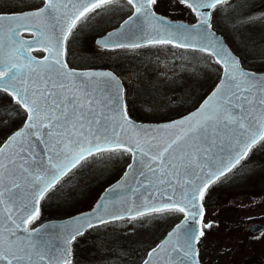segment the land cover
<instances>
[{
    "label": "snow or ice",
    "instance_id": "6c2138e0",
    "mask_svg": "<svg viewBox=\"0 0 264 264\" xmlns=\"http://www.w3.org/2000/svg\"><path fill=\"white\" fill-rule=\"evenodd\" d=\"M12 2L16 7L5 9L0 0V95L16 108H0V116L23 114L24 120L0 142V264H72L69 245L93 220L107 222L101 215L105 204L78 217L75 228L51 223L41 235L27 225L39 219L46 194L82 162L120 153L131 155L121 179L131 177L136 186L118 184L139 193L124 210L128 217L183 214L143 264H201L199 245L213 227L204 222L205 196L222 177L239 172L264 142V75L242 68L211 31L209 10L227 0H124L132 9L125 31L96 41L104 48L170 44L215 57L219 83L194 111L157 128L129 118L111 72L78 73L63 58L77 25L119 0H41L42 6L31 9ZM162 4L184 7L197 23L169 22L155 10ZM133 35L143 43L120 42ZM33 47L47 55L37 59L30 54Z\"/></svg>",
    "mask_w": 264,
    "mask_h": 264
},
{
    "label": "rangeland",
    "instance_id": "374dc122",
    "mask_svg": "<svg viewBox=\"0 0 264 264\" xmlns=\"http://www.w3.org/2000/svg\"><path fill=\"white\" fill-rule=\"evenodd\" d=\"M2 2L5 9L16 7L12 0ZM18 2L20 8L32 5L27 0ZM156 11L172 19L195 21L182 6L162 4ZM97 12L78 24L67 44V58L75 68L118 64L127 88V104L136 119L159 122L192 111L218 82L221 67L202 52L169 45L112 52L97 49L95 38L117 26L131 8L119 0ZM212 22L246 68L264 71V0H229L214 10ZM20 121L18 116H0V137L19 128ZM129 158L128 153L97 155L61 181L56 189L60 194L57 201L64 206L63 216L89 209L102 190L122 175ZM238 167L239 172L232 171L205 196L204 222H212L213 227L205 230L206 237L199 245L201 264H242L252 253L256 259H264L260 256L264 254V234L251 241L244 233L247 225L264 223V142ZM182 216L167 213L92 228L72 244V264H140ZM136 258L139 262H132Z\"/></svg>",
    "mask_w": 264,
    "mask_h": 264
},
{
    "label": "water",
    "instance_id": "95a60500",
    "mask_svg": "<svg viewBox=\"0 0 264 264\" xmlns=\"http://www.w3.org/2000/svg\"><path fill=\"white\" fill-rule=\"evenodd\" d=\"M209 11H211L212 12V10H209ZM162 15V14H161ZM127 19V18H126ZM167 19H168V21L169 22H171V23H175V24H180V23H183V24H185V25H190V24H194V23H197V18H196V21L195 22H193V23H189V22H186V21H182V20H174V19H171V18H169V17H167ZM125 27L126 26H124L123 25V21L120 23V25L118 26V27H116V28H114V29H112V30H110V31H108L106 34H104V35H102V36H100V37H98L97 39H96V41L97 40H101V39H104V38H106L107 37V35L109 34V33H113L114 35L116 34V33H122V32H124L125 31ZM135 31V30H134ZM211 31H213L214 33H215V35L219 38V40L220 41H222L223 42V44L230 50V51H232L233 52V54L239 59V61H240V57L230 48V46L227 44V42H226V39L224 38V36L223 35H221V34H219V33H217L216 32V30L212 27V29H211ZM24 34H31V33H23L22 35H23V38H25V39H28V40H32L34 37L32 36V37H29V38H27V37H25V35ZM120 42H122V43H127V44H131V43H133V42H140V43H143V41L142 40H139L138 39V36H136V35H133V36H131V38H128V39H124L123 41H120ZM97 44V43H96ZM98 46H100V47H102L100 44H97ZM147 44H145V46H146ZM104 48V47H103ZM128 48H130V47H128ZM106 49H113V48H106ZM182 49H189V50H194V49H191V48H182ZM32 50H43V49H41V48H39V47H33L32 48ZM31 50V51H32ZM195 51H198V50H195ZM30 54L32 55V56H34V57H36L35 55H33L31 52H30ZM45 55H47V52H46V54ZM44 55V56H45ZM37 59H40V58H38V57H36ZM42 58V57H41ZM64 58V60H65V56L63 57ZM213 59L215 60V57H213ZM65 62H66V60H65ZM220 66V65H219ZM240 66L242 67V68H244L243 66H242V64H241V61H240ZM70 67V66H69ZM71 68V67H70ZM72 69H74V68H72ZM244 69H246V68H244ZM78 73H83V72H111L115 77H116V79L119 81V83H120V86H121V89H122V95H123V99H124V103H125V105H126V100H125V85H124V82L122 81V79L120 78V76H118L116 73H114L112 70H110V69H75ZM246 70H248V69H246ZM248 71H250V72H254V73H256V74H258V75H264V72H255V71H252V70H248ZM221 75H222V72H221ZM218 83H219V81H218ZM206 98V97H205ZM194 111V110H193ZM188 114V113H187ZM187 114H185V115H183V116H186ZM183 116H180V117H178V118H175V119H172V120H168V121H162V122H140V121H136V120H134V119H132L130 116H129V118L135 123V124H137V125H141V126H144V127H149V128H157V127H160V126H162V125H164V124H167V123H169V122H171V121H174V120H178V119H180L181 117H183ZM123 176V175H122ZM122 176L116 181V182H114L113 184H111L110 186H108L102 193H101V195L99 196V198L96 200V202L94 203V205L92 206V208H90V209H88V210H86V211H83V212H79V213H76V214H74V215H71V216H68V217H65V218H62V219H50V220H47V221H45V222H43L42 224H40L39 226H37L36 228H38V229H41V235H43V233H44V226H46V225H48V224H51V223H55V224H61V225H69V226H72L73 228H75V227H78L79 225H77V224H75L74 223V221L79 217V218H83V216L84 215H86V214H89V213H92L93 212V209L95 208V206H96V204L97 203H102V204H105L106 205V207H107V210L106 211H104V212H102L101 213V215H102V217H103V219L104 220H106L107 222L106 223H108V222H111V221H114V220H119V219H113L112 218V216L114 215V214H119V215H122L123 216V218L122 219H124V218H130V217H128L126 214H125V212H124V210L129 206V204L131 203V202H134V201H136L137 200V196L139 195V193H133V192H130L129 190H128V187L127 186H125V187H120L119 186V184H118V182H120L121 184H125V185H132V186H136L135 185V181L134 180H132V178L131 177H129V179H128V181H122ZM115 186V191H113V187ZM141 192H143V189H141ZM101 197H104V199L103 200H101ZM40 206V205H39ZM204 213H205V208H204ZM102 224H104V223H99L98 221H96V220H93V227H96V226H99V225H102ZM27 227H28V225H27ZM29 228V227H28ZM92 228V227H91ZM263 228H264V226L263 225H261V224H255V225H253L250 229H251V231H253V232H259V231H262L263 230ZM30 229V228H29ZM34 229V228H33ZM90 228H87V227H85L84 229H83V234L87 231V230H89ZM31 230V229H30ZM171 231V230H170ZM34 236L36 235L35 233L33 234ZM166 236H167V234H166ZM166 236L160 241V242H162L165 238H166ZM79 237V236H78ZM56 243H60V241H55ZM74 242V241H73ZM72 242V243H73ZM159 242V243H160ZM71 243V244H72ZM158 243V244H159ZM69 248H70V257H71V245H69ZM148 257H146V259H147ZM145 259V260H146ZM144 262V261H143ZM143 262L141 263V264H143Z\"/></svg>",
    "mask_w": 264,
    "mask_h": 264
},
{
    "label": "trees",
    "instance_id": "16d2710c",
    "mask_svg": "<svg viewBox=\"0 0 264 264\" xmlns=\"http://www.w3.org/2000/svg\"><path fill=\"white\" fill-rule=\"evenodd\" d=\"M207 56H209V55H207ZM104 66L110 67L109 64H108V66H107V64H105ZM116 66H114L115 67L114 68V71L116 73H118V74H121L122 70L121 71L118 70L116 68ZM126 71H127V69H124L123 70V72H126ZM3 107H7V108L14 107V108H16V106L12 104L11 99L9 97H6L4 95H0V108H3ZM130 114H131L132 117H135L134 116L135 113L131 109H130ZM18 118L21 119L20 123H22L23 120H24L23 114L19 115ZM6 137H7V135L4 138L3 137H0V139H1L0 142H2ZM58 198H60V194H59V192H58L57 189L52 190L44 198V200L42 201V204H41V211H40V217H39L40 220H44V219L46 220V219H49V218H62V217H65L66 216V215L63 216L65 214L62 211V209H63L64 206H60L61 204L58 203V201H57ZM55 201H57V202H55ZM205 205H207V203H205ZM132 262L138 263L139 262V259L136 258V259L132 260Z\"/></svg>",
    "mask_w": 264,
    "mask_h": 264
},
{
    "label": "flooded vegetation",
    "instance_id": "af4514ba",
    "mask_svg": "<svg viewBox=\"0 0 264 264\" xmlns=\"http://www.w3.org/2000/svg\"><path fill=\"white\" fill-rule=\"evenodd\" d=\"M27 1L32 2V5H30L29 7H24L22 9H31L33 7L42 6L41 5V0H27ZM122 1H124V0H122ZM130 8H131V6H130ZM131 12H132V9H131ZM25 36L26 37H31L32 34H26ZM32 53L35 56H37V57L44 56V51L33 50ZM257 223H260V222L251 223V224H249V225H247L245 227V231H244L245 236H247V238H250L251 241H255L256 239H258L259 237H261L264 234V228H263L262 231H259V232L251 231L250 227L252 225H254V224H257ZM260 224H262L264 226V223H260ZM260 256H264V254H262ZM257 257L258 256H256L255 253H252L249 258L246 257V258L243 259V263L242 264H264V259H256Z\"/></svg>",
    "mask_w": 264,
    "mask_h": 264
}]
</instances>
